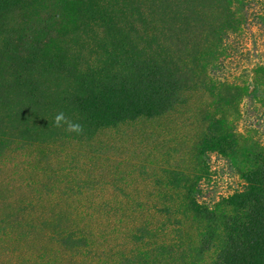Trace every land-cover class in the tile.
Listing matches in <instances>:
<instances>
[{"label":"trees","instance_id":"16d2710c","mask_svg":"<svg viewBox=\"0 0 264 264\" xmlns=\"http://www.w3.org/2000/svg\"><path fill=\"white\" fill-rule=\"evenodd\" d=\"M233 28L227 0H0V154L162 120L190 91H204L212 104L188 168L154 181L161 221L138 231L147 248L129 264H264L262 153L244 154L238 189L209 205L199 200L212 174L205 157L228 158L236 144L225 113L237 89L208 73ZM61 111L83 134L53 126Z\"/></svg>","mask_w":264,"mask_h":264},{"label":"rangeland","instance_id":"374dc122","mask_svg":"<svg viewBox=\"0 0 264 264\" xmlns=\"http://www.w3.org/2000/svg\"><path fill=\"white\" fill-rule=\"evenodd\" d=\"M227 2L234 28L223 33V52L208 73L237 89L225 113L236 144L228 158L205 157L212 174L200 184L199 200L208 205L239 188L246 152L264 155V0ZM211 104L206 92L194 90L162 120L102 131L89 141L3 151L0 264H129L147 248V238L137 242L138 231L161 221L154 181L188 168V148ZM68 238L78 243L67 245Z\"/></svg>","mask_w":264,"mask_h":264},{"label":"clouds","instance_id":"9594fccd","mask_svg":"<svg viewBox=\"0 0 264 264\" xmlns=\"http://www.w3.org/2000/svg\"><path fill=\"white\" fill-rule=\"evenodd\" d=\"M53 126L63 129L65 132L75 135H81L84 132V126L78 121H74L63 111L58 112L53 119Z\"/></svg>","mask_w":264,"mask_h":264}]
</instances>
